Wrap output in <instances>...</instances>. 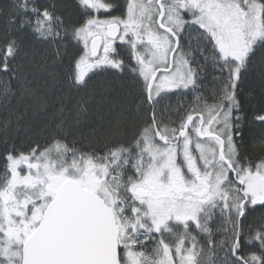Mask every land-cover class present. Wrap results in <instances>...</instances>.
Here are the masks:
<instances>
[{"label": "snow or ice", "instance_id": "1", "mask_svg": "<svg viewBox=\"0 0 264 264\" xmlns=\"http://www.w3.org/2000/svg\"><path fill=\"white\" fill-rule=\"evenodd\" d=\"M76 3L79 8L73 6V11L77 14L81 9L85 12L90 9L93 14L74 23L70 18L72 13L66 16L50 8H39L35 0H22L21 4L9 0L8 23L17 24V35H11L9 30L6 38H0V74L9 84L16 78V69L20 66L18 57L30 34L34 33L36 38L43 40L52 38L60 42L59 46L54 45L57 60L53 63L64 64L67 56V78L77 89L92 86L89 74L97 69L110 67L117 70L114 82L118 84L134 82L126 78V69L138 73L144 82L141 103L152 105L150 118L155 121L156 98L161 93L188 89L196 84V70L183 54L180 41L186 25H199L209 39L215 41L214 46L220 53L217 58L227 62L225 66H230V72L222 95L214 103H208L197 94L187 120L199 117L195 132L215 139L221 149L222 172H216L214 184L203 190V200L192 203L190 211H180L175 216L172 222L179 223L183 229L175 244H169L162 235L163 231L169 230L171 218L167 213L155 221V227L148 228V236L139 243L141 246L147 244L154 232L160 236L156 245L160 257L154 264H200L205 246L196 232L202 230L208 234L207 253L211 264H214L212 258L218 247L226 248V264H264V207L257 210L256 216L249 218L248 215L250 209L264 206V160L256 164L250 162L246 167L237 166V146L232 133L234 127H239L233 125L232 120L234 117L239 119L235 114L240 108L237 84L241 69L256 50L258 38L264 37V0H221L216 3L212 0H176L175 6L158 0L159 6H152L151 10L148 7L151 0L147 5L142 0H124L123 14L107 15L102 13H119L121 0H76ZM195 9L200 10L199 15ZM190 15L191 21L187 19ZM153 16H156L155 21ZM73 40L83 46L79 54L69 51ZM118 42L129 46L131 63L119 53ZM50 75L57 79L59 73ZM19 82L25 91L35 95V91L27 88L26 75L20 77ZM253 125L264 129V110L255 115ZM3 157L9 172L18 171L20 159H14L12 151H5ZM207 204L218 206L231 226L223 229L228 235L221 237L219 242L213 239L210 227H202L199 213ZM212 219L209 216L208 222ZM0 232L4 233L0 240L7 241L6 247H0V257H3L0 264H32L33 243L22 232L20 222L14 219L5 221V216L0 215ZM118 252L123 253L119 257L121 264H145L148 259L143 251L129 259L126 246H121Z\"/></svg>", "mask_w": 264, "mask_h": 264}, {"label": "trees", "instance_id": "2", "mask_svg": "<svg viewBox=\"0 0 264 264\" xmlns=\"http://www.w3.org/2000/svg\"><path fill=\"white\" fill-rule=\"evenodd\" d=\"M15 3L21 4L22 0H15ZM168 3L169 1L165 4ZM8 4L9 0H0V38H6L9 30L11 35H17V24L8 23ZM35 4L61 15L72 13L70 18L74 23L82 22L85 16L93 14L90 9L86 12L81 9L78 14L74 12L73 6L79 8L76 0H35ZM123 4L124 0H121L119 13L102 14H123ZM187 19L191 21L192 16ZM70 43V52L79 54L83 50L78 41ZM180 43L183 45V54L196 70V84L189 89L158 96L156 119L153 121L150 118L152 105L141 103L144 82L138 73L126 69V78L134 82L118 84L114 82L117 70L110 67L97 69L89 74L92 86L77 89L70 85L67 78V56L64 64L53 63L57 60L56 46L60 42L52 38L39 39L36 34H30L18 57L20 66L16 69V78L9 84L3 74H0V210L3 193L10 186L14 174L5 166V151H12L14 159L24 154L23 158L37 163L52 159L65 166L74 162L91 161L106 165L119 174L121 169L116 163L115 155H127L135 161L140 158L145 160L146 134L151 133L157 144L164 145L158 140L156 133L164 134L169 139L175 138L187 122L197 94L208 103H214L222 95L223 85L228 82L230 66L226 67L227 62L217 58L220 53L218 47L214 46L215 41L209 39L206 31L201 30L198 25H186ZM117 48L131 63L129 46L118 42ZM255 48L241 69V78L237 84L240 108L236 109L235 114L239 119L234 117L232 120L233 125H239L234 127L237 166L245 167L250 162L256 164L264 160V129L253 125L255 115L264 110V37L256 43ZM53 72L59 73L57 79L50 75ZM25 75L27 88L35 91V95L29 94L21 86L20 77ZM203 107L202 104L201 108ZM204 115L207 119L206 111ZM259 123L256 122L257 125ZM57 125L61 127L58 128ZM197 126L198 119L192 125L189 135L198 138L195 133ZM211 140L216 143L219 154V145L214 139ZM261 207L264 206L250 209L249 218L256 216ZM209 216L213 217L210 223ZM124 221L126 234L134 236L130 218H125ZM201 223L202 227L211 228L213 239L217 242L228 235L223 229L231 227L219 207L202 215ZM181 234V225L175 224L169 228L167 238L164 239L169 244H175ZM196 234L205 246V252L201 256L206 264H211L207 253L208 234L202 230H198ZM3 235L0 232V236ZM158 240L159 236L152 234L148 243L140 247L145 248L154 258ZM2 241L0 240V247ZM216 250L225 255V247H218Z\"/></svg>", "mask_w": 264, "mask_h": 264}, {"label": "rangeland", "instance_id": "3", "mask_svg": "<svg viewBox=\"0 0 264 264\" xmlns=\"http://www.w3.org/2000/svg\"><path fill=\"white\" fill-rule=\"evenodd\" d=\"M157 1L151 0V4L148 5L149 10L152 6L157 7ZM142 2L148 4V0H142ZM212 2H221V0H212ZM168 4L175 6L176 0H170ZM194 11L197 15L200 14L199 9ZM144 19L147 20V14ZM155 19L156 16H153V21ZM169 23L172 24V22ZM262 38H258V41ZM197 119L199 120V117L194 122ZM190 130L178 146L157 144L151 133L146 134L145 160L140 158L135 161L127 155H115L116 163L121 169L119 174L106 165L91 161L74 162L63 166L57 160L49 159L43 163H37L29 158L19 157L18 171H14L11 184L3 193L0 215L5 216V221L8 219L19 221L22 232L29 237L39 225L46 207L55 198L59 186L65 180H76L90 190L93 189L92 181L96 180L100 185L98 193L109 197V200L116 196L118 203H121L117 204L120 214L118 219L121 221L118 224L123 225L125 224L123 220L130 218L133 226L132 230L135 235L130 237L125 234L124 240H120V248L121 246L127 247L126 254L129 259L143 251L148 256L145 264H154V261L160 257L158 250L153 258L145 248L140 247L139 243L148 236V228L155 227V221L165 213L168 216L172 215L174 220L180 211H190L192 203L204 199V196L200 195L204 190V184L208 186L214 184L216 172H222L223 165L219 160L216 143L211 139L200 140L189 135ZM232 133L234 137V128ZM163 136L166 137L164 134ZM209 173L211 175H208ZM176 187L178 189L189 188V192H192L194 197L189 202L186 201L189 198L187 196L184 197L185 201H180L182 196L180 192L175 191L178 190ZM138 189L149 190L158 199L155 200L154 197L139 199L136 196ZM161 196H168L172 200L161 199ZM215 208L211 204L205 205L204 210L199 213L200 220L202 215ZM13 213H15L14 216ZM152 234L154 235V232ZM6 246L7 241H2L1 247ZM12 248L14 250L15 245ZM215 251L216 255L212 258L214 264H226V256L220 250L215 249Z\"/></svg>", "mask_w": 264, "mask_h": 264}, {"label": "water", "instance_id": "4", "mask_svg": "<svg viewBox=\"0 0 264 264\" xmlns=\"http://www.w3.org/2000/svg\"><path fill=\"white\" fill-rule=\"evenodd\" d=\"M196 118L187 120L188 126H184L175 139L157 132L158 140L165 145L180 142L186 138ZM197 137L214 139L198 134ZM120 235L115 211L106 201L80 182L67 179L59 186L39 225L29 236L33 243L30 258L32 264H121Z\"/></svg>", "mask_w": 264, "mask_h": 264}, {"label": "flooded vegetation", "instance_id": "5", "mask_svg": "<svg viewBox=\"0 0 264 264\" xmlns=\"http://www.w3.org/2000/svg\"><path fill=\"white\" fill-rule=\"evenodd\" d=\"M170 1V0H169ZM168 2V1H167ZM165 4V3H164ZM157 7H158V1H157ZM239 126V125H238ZM192 128V127H191ZM196 133V132H195ZM197 134V133H196ZM174 138H172L171 140H173ZM206 140V139H205ZM207 140H209V139H207ZM180 144V142L178 143H176L175 141H173V142H171V143H169L168 145H170V146H178ZM168 145H165V146H168ZM225 152H226V149H225ZM192 154H193V152H192ZM196 154V153H195ZM221 162V161H220ZM132 165V164H131ZM232 176H233V173H232ZM92 184H93V189H91L93 192H95L97 195H99L102 199H104L105 201H106V203L115 211V215H116V217H117V221H118V223L119 222H121L120 221V219H118V218H120L119 216H120V214H119V211H118V207H117V204H121L120 202L118 203V200H116L117 199V197L116 196H113V198H112V200H111V198H110V200H109V197L107 198V197H104V196H102L100 193H98V188H99V183L96 181V180H94V181H92ZM204 189L205 188H207V187H209L208 186V184H204ZM177 188V187H176ZM90 189V188H89ZM178 189V188H177ZM175 191H177V192H180L179 194H181V198L179 199L180 201H185V198L184 197H189L188 199H186V201L187 202H189L190 201V199L191 198H193L194 197V194L192 193V192H189V188H183V189H178V190H175ZM200 195H202V196H204L205 194H204V191H202V193L200 194ZM136 196L139 198V199H151L152 197H154L155 198V200H157L158 199V197H155L154 196V194H153V192H151V191H149V190H146V189H138L137 191H136ZM163 196H161L160 198L161 199H165V200H172L171 198L169 199L168 198V196H165V197H163ZM208 205V204H207ZM129 213V212H128ZM130 214V213H129ZM131 215V214H130ZM171 219L168 221V229L171 227V226H173V225H175V222H172L173 221V216L171 215V216H169ZM120 225V228H121V235H120V240L122 241V240H124V238H125V234H126V231H125V229H124V226L122 225V224H119ZM168 231L169 230H167V231H163L162 232V234H164L163 235V238H167V234H168ZM166 232V233H165ZM156 236H159V235H157L156 233H154ZM159 239H160V236H159ZM121 244H122V242H121ZM200 264H206V262H205V260L202 258V256H201V258H200Z\"/></svg>", "mask_w": 264, "mask_h": 264}]
</instances>
